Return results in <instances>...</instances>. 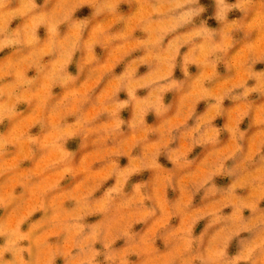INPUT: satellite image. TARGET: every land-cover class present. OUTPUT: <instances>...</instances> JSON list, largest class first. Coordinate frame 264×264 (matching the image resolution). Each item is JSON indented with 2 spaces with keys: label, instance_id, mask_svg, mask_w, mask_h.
<instances>
[{
  "label": "clouds",
  "instance_id": "clouds-1",
  "mask_svg": "<svg viewBox=\"0 0 264 264\" xmlns=\"http://www.w3.org/2000/svg\"><path fill=\"white\" fill-rule=\"evenodd\" d=\"M121 4L130 8L135 5V9L126 15L119 10ZM213 4L211 18L219 28L209 27L204 19L196 23L207 10L200 0H43L42 5L37 0H0V52L11 49L9 55L15 57L10 64L0 65L3 72L0 125L7 121L10 128L24 115L18 110L20 104L32 109L34 94L43 81H47V93L41 101L45 113H63L55 124L46 114L42 115L14 140L7 138L8 129L0 132V161L21 142H27L30 153L26 160L4 169L0 175L13 173L25 161L34 162L51 152H58L59 156L50 160L45 170L63 171L60 181L42 189L39 206L14 225L7 223L10 209L23 206L26 190L38 180L29 172L17 185L22 189L20 193L14 190L7 198L0 196V210L4 213L0 215V264H56L57 258H62L64 264H133L129 259L133 255L138 258V264H154L162 256L164 264H264V208L260 207L264 201V112L260 109L264 103L257 105L249 99L254 93L264 97V70H254L257 63H264V51L256 47L258 33L264 31V0H213ZM85 7L91 9L90 16L75 18V13ZM234 10L242 15L230 20L229 14ZM107 19L113 22L104 28ZM14 20L21 23L12 28ZM133 20L135 26L129 32L127 28ZM62 25L67 29L63 35ZM117 25L123 27L113 31ZM41 27L46 31L43 40L38 35ZM137 30L145 34L144 38L134 36ZM237 32L243 33L242 40L235 39ZM253 33L255 37L250 39ZM130 41H135V45L123 52L111 69L100 74V81L115 80L113 90L101 102L96 92L98 87L90 89L76 97L77 104L72 109V100L64 93L91 79L97 66L113 50L123 48ZM238 44L236 51L247 50L239 63L244 77L216 94L214 89L221 80L230 81L235 76L231 57L232 49ZM97 46L106 52L103 61L95 52ZM184 48L187 50L181 55ZM137 51L143 54L128 59ZM78 52L81 55L75 61L77 72L73 75L68 69ZM178 59L182 80L174 78ZM121 63L124 70L116 75L114 69ZM220 64L234 75L221 78L217 70ZM23 65H27L26 69L18 67ZM193 65L199 69L195 76L189 71ZM140 66H147L149 70L138 75ZM208 68L211 73L204 75ZM32 70L35 75L29 76ZM81 76H84L82 82ZM198 77H203L199 83ZM249 81L254 84L249 86ZM57 87L62 89L60 95L53 92ZM142 89L148 90L143 97L137 95ZM122 91L127 99H119ZM168 93H175V104L165 103ZM189 97H192L191 106L186 107L182 102ZM226 99L233 102L230 109L224 107ZM201 101L206 103V110L197 114ZM90 107L98 109L91 116L88 115ZM129 108L131 118L125 121L121 113ZM234 108L239 109L235 123L228 127L229 112ZM185 111L187 114L179 123H171L173 117H180ZM150 113L158 120L155 126L146 122ZM250 115V127L257 130L247 137L240 124ZM221 116H226L223 129L213 123ZM69 117H74V121L69 123ZM189 121L193 123L190 125ZM37 126L39 133L32 134L31 129ZM222 131L229 134L224 144L220 140ZM153 135L157 139L150 140ZM257 136L260 138L255 141L253 151L249 145ZM44 137H50L46 143ZM77 137L81 151L91 146L92 150L86 153L106 152L93 164L100 163L99 169L109 168V172L95 188L78 198L65 199L62 210H58L48 201L54 194L71 191L62 187V181L69 178L75 181L79 176L75 168L83 156L77 165L74 163L76 152L66 148L67 142ZM130 137L136 139L126 152L124 146ZM182 141L189 145L186 151L181 149ZM229 142L234 145L233 149L220 154V149ZM149 145L154 146L153 150L149 151ZM137 147L140 154L133 155ZM196 147L206 149L199 162L189 158ZM161 155L166 156L171 168L159 162ZM209 156L211 159L206 160ZM120 157H127V166L119 165ZM201 163L205 164V172L181 185L180 178L192 176ZM144 171H151L152 178L132 184L131 190L126 191L131 177ZM216 177L231 178V183L219 187L214 182ZM111 178L115 183L100 197H95ZM158 182L163 185V203L156 193ZM169 189L178 191L175 200L168 199ZM242 189L248 190L246 196L238 194ZM182 192L188 194L187 200H182ZM201 192V200L207 203L193 207L194 197ZM68 201L74 202V206L65 207ZM211 204L219 206L208 207ZM229 207L232 211L225 215L223 210ZM245 210L250 212L248 217L244 216ZM37 212L43 215L31 221ZM97 215L101 219L95 223L86 222L88 217ZM173 218H179L178 226L171 225ZM205 219L203 231L194 235L197 223ZM25 224H28L27 230H23ZM137 224L146 228L134 231ZM51 229L55 231L45 236ZM242 233L249 235L238 240L239 250L230 256L231 242ZM52 237L58 238V242L50 243ZM158 239L166 249L163 252L156 247ZM119 240L124 241V246L114 247ZM97 244L102 248L98 249Z\"/></svg>",
  "mask_w": 264,
  "mask_h": 264
},
{
  "label": "rangeland",
  "instance_id": "rangeland-1",
  "mask_svg": "<svg viewBox=\"0 0 264 264\" xmlns=\"http://www.w3.org/2000/svg\"><path fill=\"white\" fill-rule=\"evenodd\" d=\"M230 2H234V0H230ZM37 3L39 5L43 4V0H37ZM200 3L205 6V8L207 9L206 12L204 14H202V16L200 18L197 19L196 23H199L200 19H204L207 21V24L209 27L211 28H219L220 25L217 23V21L215 19H212L211 17L213 16L214 13V4H213V0H200ZM49 7H51V5H49ZM135 9V5H133L131 8L127 5V4H121L120 5V11L124 14H131L132 11H134ZM91 14V9L85 7L82 8L80 10H78L75 13V18L81 19L87 16H90ZM242 13H240L239 11L234 10L233 12H231L229 14V19H239L241 17ZM250 18V17H249ZM113 22L112 19H107L104 24L103 27L107 28L111 23ZM21 21L20 20H14L12 22L11 27L15 28L18 24H20ZM135 26V20H133L129 25L127 30L130 32L132 30V28ZM123 25H117L115 26L112 30L113 31H117L120 28H122ZM66 26L62 25L60 28L61 34L63 35L64 32H66ZM38 35L40 36V38L43 40L46 36V31L43 27H41L38 30ZM135 37L138 38H144L145 34H143L142 32H140L139 30H137L134 33ZM234 37L237 40H242L243 39V33L241 32H237L234 33ZM255 37V33H253V36L250 37L254 38ZM85 38H87V33H85ZM93 37H90V39ZM135 45V41H130L127 44L124 45L123 48L121 49H117V50H113L111 52L110 55L107 56L105 62L99 66H97L96 69V74L89 80L83 82L78 88H70L68 89L64 95L68 96L71 100H72V104L70 105V107L72 109H75L76 104H77V100L76 97L83 95L85 92H87L90 89L96 88V92L97 95L100 97L101 102L103 101V98L105 96V94L110 93L113 88L115 87V80H104V81H100L99 77L100 74L103 73L106 70L111 69L116 61L120 58V56L123 54V52L127 51L129 48L133 47ZM240 45L238 44L236 46V48L232 49V63L235 66L236 72H235V76L233 79H231L230 81H224L221 80L218 84L217 87L214 89V92L216 94H219L224 88H226L227 86H229V84L231 83H236L238 82L240 79H243L244 77V73L242 71H240L239 69V63L241 62V60L244 59V57L246 56V49L243 50H238V47ZM256 47L258 48V50L260 51H264V31H261L258 33L257 36V40H256ZM187 49H181V55H183V53L186 51ZM11 49H5L3 52H0V65H7L10 64L13 60H15V57L10 56L9 54L11 53ZM95 52L97 54L98 57H100L101 61H103L106 57V52L105 50L101 49L99 46L96 47ZM143 52L142 51H137L134 52L132 54L131 57H129L128 59L134 58V57H138L140 55H142ZM81 53H77L76 56L74 57V62L73 64H71L69 66V71L75 75L77 72L76 69V63L75 61L79 59ZM91 54H89L90 56ZM49 59V57H45V60ZM21 67L23 69H26L27 65H23V66H18ZM124 70V63H121L120 65L116 66L114 69V73L116 75H119L122 71ZM148 67L147 66H140V68L138 69V75H144L147 71H148ZM218 72L221 75V78L223 77H227V76H231L234 75L233 72H228L223 64H220L218 66ZM256 71H262L264 70V63H257L255 65V69ZM190 73L195 76L198 74L199 69L193 65L190 66L189 68ZM211 69H205L204 75H208L209 73H211ZM3 75V72H0V76ZM29 76H33L35 75V71H29L28 72ZM174 78L177 80H182L184 79L183 76V72L180 69L179 66V59H178V64L176 69L174 70ZM11 79V78H9ZM84 79V76H81V81L82 82ZM203 79V77H198V83L199 80ZM79 83V82H78ZM198 83H197V87H198ZM249 86H251L252 84H254V81H249ZM206 86H211V85H207ZM147 89H142V90H138L137 95L138 96H145L147 95ZM53 92L57 95H60L62 93V89L60 88H54ZM47 93V81H43L42 82V86L40 88L37 89V91L34 94V101H33V107L30 110L28 108L27 105L25 104H20L18 106V110H21L24 112V115L20 116L17 118V120L13 123V125L9 127V124L7 121H5V123L3 125H0V132L3 131H7V138L8 139H12L14 140L17 136L21 135L22 133H25L28 128L37 120L39 119L42 115H47L48 120L52 123L55 124L59 119L60 116L63 115V113L60 114H55V113H45V109L42 107V103L41 101L43 100L44 96ZM29 98H33V94L32 93H28L26 94ZM193 97L195 95V92L192 94ZM119 99L123 100V99H127V95L125 92H121L119 94ZM191 99L192 97H189L188 101L186 102H182L185 103L186 107H190L191 106ZM250 100L254 101L257 105L264 103V97L259 96L258 94L254 93L249 97ZM165 103H173L175 104L176 101V95L175 93H168L166 94L165 98ZM233 102L231 100L226 99L224 101V107L226 109H230L231 107H233ZM242 107V106H241ZM98 109L96 107H90L88 109V115H94L95 112ZM206 110V103L201 101L196 108V112L197 114H201ZM239 109H231L229 112V121H228V127H232L235 123V115L236 112ZM173 112H174V108H173ZM260 112H264V107H262L260 109ZM131 108L126 109L124 111H122L121 113V117L127 121L131 118ZM172 113H170L171 115ZM187 114V112L185 111L180 117H173L171 120V123H179L184 116ZM209 116L214 115V113H209ZM101 119H106V117H102ZM74 121V117H69L68 118V122L71 123ZM146 122L149 125H153L155 126L156 124H158V120L155 117L154 114L150 113L147 117H146ZM193 123V121H189V124L191 125ZM214 125L218 128L223 129L225 123H226V116H221L218 117L214 122ZM251 124V115L247 118L244 119V121L240 124V128L243 131L247 132V137H250L257 129L256 127H250ZM124 131L127 133V127L126 125L124 126ZM32 134H38L39 133V127H34L33 129H31ZM142 135V134H141ZM246 137V140H247ZM50 137H44L43 138V142H47L48 139ZM260 137L257 136L255 138H253V141L250 143L249 147L251 150H255L256 147V143L255 141L258 140ZM136 139V137H130L129 140L127 141V143L124 146V151H128L129 147L131 146V144L134 142V140ZM150 140H155L157 139L156 136H150L149 137ZM220 140H221V144L227 143L229 140V134L226 131H222L221 135H220ZM81 141L80 138H74L71 139L67 142L66 144V148L69 151H73L76 152V159L74 161V163H76L78 165L79 160L81 159L79 165L75 168V172L79 174V176L76 178L75 181L69 179H65L64 181L61 182L62 187H64L65 189H71V191H64L61 193H57L54 194L52 196H50L48 203L51 206H54L56 209L58 210H62L63 207V202L65 199H67L68 197H74V198H78L82 193L86 192V191H90L91 189L95 188L97 186V184L102 181L109 172V168H102L99 169L101 167L100 163H96L93 164V162L95 160H97L98 158L103 157L104 155H106V152H88L87 151H91L92 147L89 146L88 149H85L83 151H81L79 149V145H80ZM111 143V142H109ZM175 146V145H173ZM152 145H149V151L153 150ZM189 145L186 141H182L181 142V149L186 151L188 149ZM234 145L229 142L228 144H226L223 148L220 149V154H227L229 151H231L233 149ZM245 147H246V142H245ZM140 154V148L137 147L136 149H134L133 151V155H139ZM206 154V149L201 148V147H196L194 148V150L190 153L189 158L193 159L196 158L197 162H199L200 159H203V156ZM30 155L29 153V146L27 144V142H21L16 149L11 150L10 155H8L6 158H4L2 161H0V173L3 172L4 169L15 166L19 163V161L21 160H26V158ZM59 156L58 152H51L47 155H45L42 159H37L36 161L32 162V161H25L22 165H20L19 167L16 168L15 172L13 173H5L3 175H0V196H3L4 198H7L8 195L10 193H12L14 190L17 193H20L22 191L21 188L17 187V185L20 183L22 177H24L25 175L29 174V172H31L38 180V183L34 182V186L30 187L26 190L25 196H24V203L23 206L19 209H16L14 206L10 209L9 214L7 215V223L11 226L14 225L22 216L27 215L30 211H32L34 208L38 207L41 200H40V192L42 191V189H44L45 187H47L49 184H53L56 183L57 181L61 180V177L63 176V171L62 170H58V171H47L46 169V165L47 163L52 160V159H56ZM207 159H211V157H207ZM159 162L165 167V168H171L172 165L171 163L167 160L165 155H161L159 157ZM206 162V161H205ZM128 164V159L127 157H120L119 158V165L121 167H125ZM232 161L228 162V166H231ZM93 165V166H92ZM205 172V164L201 163L195 170V172L192 174V176H182L180 178V183L181 185L187 184L191 179L197 178L198 176L202 175ZM152 172L151 171H144L138 175H133L130 179V181L128 182V185L126 187V191H130L131 190V185L135 184V183H139L142 181H149L152 178ZM163 175V173H161V176ZM79 181V182H78ZM78 182V183H77ZM214 182L217 184V186L219 187H227L230 183H231V178L228 177H216L214 179ZM115 183V179L111 178L109 179L103 186L102 188L95 193V197H100L103 193V191L112 186ZM156 193H157V197L158 199L161 201V203H163V196H164V190H163V185L161 183H157L156 185ZM238 194L242 195V196H246L248 194V190L247 189H242V190H238ZM179 193L178 191H173L172 189H169L167 192V197L169 200H175L178 197ZM203 195V193L201 192L200 194H197L194 197L193 200V207H201L203 206V204L207 203V201H202L201 200V196ZM182 200H187L188 199V194L186 192H182ZM148 203V202H146ZM74 206V202L72 201H68L65 203V207L67 208H71ZM218 204H211L208 207H218ZM260 207L264 208V201H261L260 203ZM205 211L207 210L204 209ZM165 211H167V207L165 205ZM232 211V209L229 208H225L223 210V213L225 215L230 214ZM3 210H0V215H3ZM43 215L42 212H37L33 215V217L31 218V221H35L41 218V216ZM250 215V212L248 210L244 211V216L248 217ZM166 218V217H165ZM101 219L100 216H91L88 217L86 219L87 223H95L97 220ZM30 221V222H31ZM29 222V223H30ZM207 223V219L205 220H201L197 223V225L194 228V235H199L205 225ZM179 224V218H173L171 220V225L172 226H178ZM184 225L182 224L181 227H183ZM28 224L23 225V230H27ZM146 228V225L143 224H137L134 226V231H138L141 232ZM155 230V228H153V231ZM55 229H51L49 230L48 233H45V236H49L51 235L52 232H54ZM212 230H210L211 233ZM249 234L248 233H242L240 237L233 239V241L231 242L229 248H228V253L229 255H235L238 250H239V245H238V240L241 238H246ZM44 238V237H42ZM2 242V241H0ZM58 242V238L56 237H52L50 238V243H56ZM124 246V241L123 240H119L116 242V244L114 245V247L116 248H121ZM67 247V245H66ZM96 247L98 249L102 248V245L97 244ZM156 247L160 249L161 252L165 251V247L164 244L161 240H157L156 241ZM6 258H10V257H6ZM101 261L103 260V257L99 258ZM133 264H138V258L136 256H131L129 258ZM165 262V258L162 256L159 259L154 260V264H164ZM56 264H64V261L62 258H57L56 260Z\"/></svg>",
  "mask_w": 264,
  "mask_h": 264
}]
</instances>
